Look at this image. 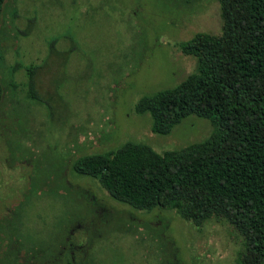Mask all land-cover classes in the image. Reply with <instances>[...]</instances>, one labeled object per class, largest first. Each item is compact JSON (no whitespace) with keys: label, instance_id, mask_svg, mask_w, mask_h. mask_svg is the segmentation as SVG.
<instances>
[{"label":"rangeland","instance_id":"1","mask_svg":"<svg viewBox=\"0 0 264 264\" xmlns=\"http://www.w3.org/2000/svg\"><path fill=\"white\" fill-rule=\"evenodd\" d=\"M220 25L212 0L3 1L0 226L11 220L23 238L10 250L0 231V264H65L64 248L49 252L69 233L73 264L85 252L95 264H237L239 239L225 225L209 220L198 228L171 211L134 210L72 167L125 143L161 154L204 142L212 131L206 119L189 116L157 135L138 107L195 73L186 45L195 34L218 35ZM29 65L36 95L50 108L26 99ZM31 182H59L78 210L63 208V189L37 185L25 200Z\"/></svg>","mask_w":264,"mask_h":264},{"label":"trees","instance_id":"2","mask_svg":"<svg viewBox=\"0 0 264 264\" xmlns=\"http://www.w3.org/2000/svg\"><path fill=\"white\" fill-rule=\"evenodd\" d=\"M212 1L219 8V34H195L185 48L196 60L195 73L143 98L138 107L148 115L153 134L167 135L194 116L209 122V137L161 154L125 143L108 154L83 155L72 167L77 175L97 180L111 199L134 210L171 211L198 228L209 220L225 225L239 239L237 264H264V0ZM34 70L31 65L24 69L26 99L50 108L36 95ZM50 183L31 182L25 200L37 185L63 189V208L73 210L67 188ZM21 208L23 204L12 218ZM0 231L7 235L10 250L20 249L23 237L11 220ZM65 238L49 254L58 255L64 248V263L73 264ZM88 256L85 252L77 264H95ZM158 264L173 263L162 258Z\"/></svg>","mask_w":264,"mask_h":264}]
</instances>
